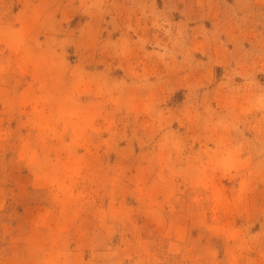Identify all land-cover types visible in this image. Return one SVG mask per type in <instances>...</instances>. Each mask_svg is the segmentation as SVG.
Masks as SVG:
<instances>
[{
    "label": "rangeland",
    "instance_id": "374dc122",
    "mask_svg": "<svg viewBox=\"0 0 264 264\" xmlns=\"http://www.w3.org/2000/svg\"><path fill=\"white\" fill-rule=\"evenodd\" d=\"M0 264H264V0H0Z\"/></svg>",
    "mask_w": 264,
    "mask_h": 264
}]
</instances>
